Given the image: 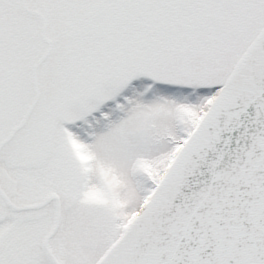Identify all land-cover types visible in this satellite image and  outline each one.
Segmentation results:
<instances>
[{
	"label": "snow or ice",
	"instance_id": "6c2138e0",
	"mask_svg": "<svg viewBox=\"0 0 264 264\" xmlns=\"http://www.w3.org/2000/svg\"><path fill=\"white\" fill-rule=\"evenodd\" d=\"M0 264H264V0H0Z\"/></svg>",
	"mask_w": 264,
	"mask_h": 264
}]
</instances>
